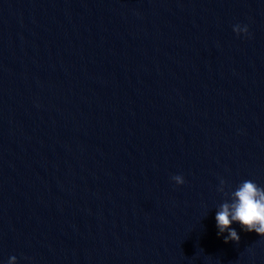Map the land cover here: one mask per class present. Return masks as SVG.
<instances>
[{"label":"water","instance_id":"obj_1","mask_svg":"<svg viewBox=\"0 0 264 264\" xmlns=\"http://www.w3.org/2000/svg\"><path fill=\"white\" fill-rule=\"evenodd\" d=\"M244 179L264 0H0V264H264L216 234Z\"/></svg>","mask_w":264,"mask_h":264},{"label":"clouds","instance_id":"obj_2","mask_svg":"<svg viewBox=\"0 0 264 264\" xmlns=\"http://www.w3.org/2000/svg\"><path fill=\"white\" fill-rule=\"evenodd\" d=\"M233 31L237 34L250 36L247 24H234ZM171 180L176 185L185 183L182 174H174ZM220 188L223 190L225 180L220 179ZM229 199L223 201L215 211L214 219L217 228V236H221L227 243L239 241L240 235L233 224L238 223L240 229L264 236V186L257 184L252 179L240 181L229 193ZM4 264H17L15 255L9 256Z\"/></svg>","mask_w":264,"mask_h":264}]
</instances>
